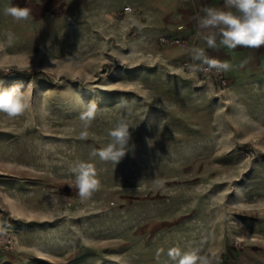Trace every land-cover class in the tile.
I'll list each match as a JSON object with an SVG mask.
<instances>
[{
	"label": "rangeland",
	"instance_id": "obj_1",
	"mask_svg": "<svg viewBox=\"0 0 264 264\" xmlns=\"http://www.w3.org/2000/svg\"><path fill=\"white\" fill-rule=\"evenodd\" d=\"M11 5L31 19L5 16ZM122 14L0 0V88L32 86L29 112L0 113V238L13 244L0 242V264H173L177 245L219 264H264V70L236 64L220 84L188 68L196 34L126 27ZM89 101L98 112L81 140ZM120 119L137 126L114 166L90 153ZM79 162L101 181L86 201L71 171Z\"/></svg>",
	"mask_w": 264,
	"mask_h": 264
},
{
	"label": "clouds",
	"instance_id": "obj_2",
	"mask_svg": "<svg viewBox=\"0 0 264 264\" xmlns=\"http://www.w3.org/2000/svg\"><path fill=\"white\" fill-rule=\"evenodd\" d=\"M3 14L20 22L31 19L32 11L28 7L11 5L5 6ZM196 24L209 49L264 47V0H224L223 7L203 8L202 14L196 19ZM7 39L11 44L14 34L8 32ZM190 56L193 63L189 64L188 68L195 73H221L231 71L233 68L228 61L209 57L204 48L193 47ZM31 89V85L25 88L19 83L0 88V113L15 119L29 112L32 108ZM97 112L98 105L95 101L82 104L79 115L82 122V130L79 133L81 140L88 139L89 129ZM136 126L127 119H120L108 130L109 142L99 149L94 148L90 155L116 166L130 150L132 139L130 128ZM71 171L74 174L78 196L82 201L91 199L94 193L100 190L101 181L93 163L79 162ZM162 252L163 249L158 250L157 257ZM167 257L173 264H219L218 257L203 252L200 248L184 250L178 245L168 249Z\"/></svg>",
	"mask_w": 264,
	"mask_h": 264
},
{
	"label": "crops",
	"instance_id": "obj_3",
	"mask_svg": "<svg viewBox=\"0 0 264 264\" xmlns=\"http://www.w3.org/2000/svg\"><path fill=\"white\" fill-rule=\"evenodd\" d=\"M85 3L93 2L98 10L112 6L115 10L122 9L125 4L132 7L131 11L123 12V19L126 27H136L140 29L153 27L156 25L160 32L188 34L192 39V34L197 35V45L204 48L209 57L228 61L232 65L241 63L258 66L264 70V47L251 49L238 47L235 50L226 48L209 49L203 39V35L197 28L196 19L202 14L205 7H223L224 0H82ZM122 2V3H120ZM114 7V8H113ZM199 43V44H198ZM252 60V61H251Z\"/></svg>",
	"mask_w": 264,
	"mask_h": 264
},
{
	"label": "built area",
	"instance_id": "obj_4",
	"mask_svg": "<svg viewBox=\"0 0 264 264\" xmlns=\"http://www.w3.org/2000/svg\"><path fill=\"white\" fill-rule=\"evenodd\" d=\"M131 10V7L130 6H124L123 7V12L125 11H130ZM160 41L162 43H169V44H178V45H181V46H186V42L179 38V37H167V36H161L160 37ZM189 64L193 63L192 61L191 62H188ZM187 64V65H189ZM203 75L207 76V77H211L215 80H217L220 84H225L226 83V78L223 74V72L221 73H215V72H211V73H205V72H201ZM0 242L3 243V246L6 247V248H12V238L10 236H3L0 238Z\"/></svg>",
	"mask_w": 264,
	"mask_h": 264
},
{
	"label": "trees",
	"instance_id": "obj_5",
	"mask_svg": "<svg viewBox=\"0 0 264 264\" xmlns=\"http://www.w3.org/2000/svg\"><path fill=\"white\" fill-rule=\"evenodd\" d=\"M16 73H18V74H22V75H26V74H28L29 72H27V71H16Z\"/></svg>",
	"mask_w": 264,
	"mask_h": 264
}]
</instances>
